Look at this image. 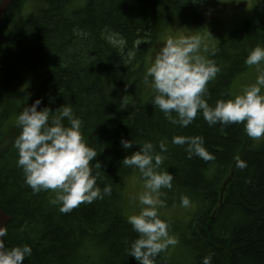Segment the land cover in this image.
Masks as SVG:
<instances>
[{"label": "trees", "instance_id": "obj_1", "mask_svg": "<svg viewBox=\"0 0 264 264\" xmlns=\"http://www.w3.org/2000/svg\"><path fill=\"white\" fill-rule=\"evenodd\" d=\"M206 1L13 0L0 31V208L12 217L5 246L32 248L23 264H138L128 255L138 234L127 212L135 204L131 191L144 190L143 179L122 161L145 142L162 157L157 171L174 177L172 189L160 190L159 215L178 246L160 253L155 264H202L206 256L211 264H264V138L248 137L243 122L209 126L200 114L187 127L174 125L151 103V78L144 82L167 29L179 23L196 31L204 25L199 11ZM263 3L251 0L245 20L229 28V48L214 39L206 52L220 69L206 85L210 106L239 94L252 67L246 57L264 47V33L250 23L239 26L254 11L255 20ZM239 34L243 40L233 44ZM33 99L42 100L38 110L72 108L84 142L98 153L91 162L101 164L92 169L99 173L97 186L110 185V195L61 213L52 203L55 192L33 193L14 147L17 117ZM175 136L203 137L214 159H188L187 145L172 143ZM122 139L133 146L125 150ZM161 143L167 151H160ZM237 160L246 167L238 168ZM182 196L190 200L186 208Z\"/></svg>", "mask_w": 264, "mask_h": 264}, {"label": "clouds", "instance_id": "obj_2", "mask_svg": "<svg viewBox=\"0 0 264 264\" xmlns=\"http://www.w3.org/2000/svg\"><path fill=\"white\" fill-rule=\"evenodd\" d=\"M197 2V0H193ZM200 40L197 37L168 38L160 48L151 67L147 69L144 82H149L154 91L152 105L158 108L174 125L187 127L202 115L209 126L244 123V131L253 140L264 136V71L256 82L245 88L243 94L227 101L218 100L214 106L207 102L206 85L216 78L220 71L214 61L199 54ZM264 62V47L257 46L245 59L248 66ZM210 98V97H209ZM42 100L37 99L26 106L17 117L20 134L14 141L18 151L17 166L21 167L25 183L33 193L52 190L56 193L54 204L61 213H68L81 203H92L111 194V186L103 190L97 186L99 173L93 174V167L101 168L99 162L91 163L98 153L88 146L81 133L82 122L73 114L68 105L53 112L50 108L38 110ZM174 114V115H173ZM67 120V126L63 123ZM172 143L187 145L188 159L197 156L205 161L213 160L205 146L203 137L175 136ZM132 140H121L127 150L133 146ZM140 150L126 156L122 166L138 169L143 179L144 191L139 195L143 207L138 214L129 215L127 222L138 234L128 251L138 264H155L156 257L177 241L170 235L169 223L160 218L158 208L162 188L172 189L173 175L157 171L162 157L156 154L154 145L145 142ZM160 151H167L166 145H159ZM91 164V167H90ZM238 168L246 163L237 160ZM182 207H188L190 200L182 196ZM5 227H0V264H23L32 255L28 245L7 248L4 238ZM202 264H211V256L203 258Z\"/></svg>", "mask_w": 264, "mask_h": 264}, {"label": "rangeland", "instance_id": "obj_3", "mask_svg": "<svg viewBox=\"0 0 264 264\" xmlns=\"http://www.w3.org/2000/svg\"><path fill=\"white\" fill-rule=\"evenodd\" d=\"M251 0H207L201 7H200V14L204 18L203 24L201 27L196 29V31H192L191 29L182 27L179 23H174V27H170L166 31V37L162 39L160 44L157 47V50L154 52L152 58L150 59V67L153 64L156 55L159 53L160 48L166 43L168 38L179 39L181 37H197L200 40V51L199 54L206 58L209 47L211 43L215 39L217 45L219 42L221 44L219 47H227L229 48L230 45L225 44L226 38L230 35L229 28L231 26H236L239 21L245 20V15L248 14L250 10ZM31 5L27 4L25 6V12L29 14L31 12ZM255 12V11H254ZM254 12L251 15V18L247 22H242L239 26H244L246 23H250L254 25L260 33H264V3L261 9L258 11V14L254 20ZM243 36L239 34L233 41V44L241 43L243 40ZM5 50H8V47L4 46ZM215 50V49H214ZM213 50V51H214ZM132 57V54H131ZM133 59V58H132ZM207 59V58H206ZM250 68V67H249ZM264 71V62H261L259 65H254L249 69V73L244 78L245 83L243 86L239 87V94H243L245 88L249 87L250 85L256 82V78L258 74ZM20 74V78H24L26 75V71L24 69L18 70ZM244 75V76H245ZM36 94L35 88L33 91L30 92L31 97L33 98ZM261 94H264L263 90L261 89ZM36 99H33L35 101ZM33 103L26 104V106H31ZM264 136L260 139H257L258 142L262 141ZM1 147H0V155H1ZM13 154L12 149H8L5 153V160L10 161V158ZM18 156V153H17ZM21 175V174H20ZM144 190L140 188H134L131 191L132 202H134V207L131 212H127L128 215L138 214L142 205L139 204V195L143 193ZM161 212V208H158V213ZM177 243L174 246H170L173 249L178 246V238L173 236ZM180 256L181 258L185 259L186 254L183 249H180Z\"/></svg>", "mask_w": 264, "mask_h": 264}, {"label": "water", "instance_id": "obj_4", "mask_svg": "<svg viewBox=\"0 0 264 264\" xmlns=\"http://www.w3.org/2000/svg\"><path fill=\"white\" fill-rule=\"evenodd\" d=\"M13 0H1L0 1V30L5 20L7 13L10 9ZM12 221V217L7 215L3 210L0 209V227H7V225Z\"/></svg>", "mask_w": 264, "mask_h": 264}, {"label": "bare ground", "instance_id": "obj_5", "mask_svg": "<svg viewBox=\"0 0 264 264\" xmlns=\"http://www.w3.org/2000/svg\"><path fill=\"white\" fill-rule=\"evenodd\" d=\"M12 3H13V1H12ZM12 5V4H11ZM11 7V6H10ZM2 28V27H1ZM1 31V30H0ZM192 31H195V30H192Z\"/></svg>", "mask_w": 264, "mask_h": 264}]
</instances>
